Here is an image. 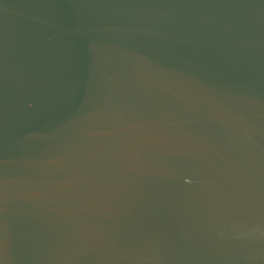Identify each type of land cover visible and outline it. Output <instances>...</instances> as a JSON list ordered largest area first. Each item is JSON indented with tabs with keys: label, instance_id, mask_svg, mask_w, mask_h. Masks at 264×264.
Returning a JSON list of instances; mask_svg holds the SVG:
<instances>
[{
	"label": "water",
	"instance_id": "water-1",
	"mask_svg": "<svg viewBox=\"0 0 264 264\" xmlns=\"http://www.w3.org/2000/svg\"><path fill=\"white\" fill-rule=\"evenodd\" d=\"M0 264H264V0H0Z\"/></svg>",
	"mask_w": 264,
	"mask_h": 264
}]
</instances>
